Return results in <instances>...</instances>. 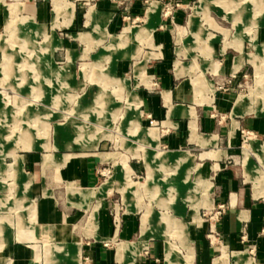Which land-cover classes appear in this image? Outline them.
<instances>
[{"label": "rangeland", "instance_id": "obj_1", "mask_svg": "<svg viewBox=\"0 0 264 264\" xmlns=\"http://www.w3.org/2000/svg\"><path fill=\"white\" fill-rule=\"evenodd\" d=\"M12 1L16 3L7 4ZM19 1L0 2V210L14 212L16 217L14 223L13 215H0V235L10 230L19 219L27 224L31 220L29 209L34 201L30 198L24 199L19 185L20 173H16L17 170L15 173L11 171L14 164L22 161L20 153H45L50 150L83 152L96 148L101 152L112 153L114 157V161L109 160L104 165L106 171L102 176L106 178L105 185L110 188L112 204L106 209V216L112 229L121 228L125 216L131 215L135 227L128 238L135 239L139 232L141 216V239L145 243L141 250H148L149 245H154L157 264H171L167 259L169 254L176 256L179 264H198L193 250V227L201 219H206L209 224L208 218L214 211L210 209L212 184L201 178L208 176L204 175L197 165L192 167L193 171H189L185 182H177L174 172L187 167L191 161L158 162L157 159L166 153L159 150L157 154L155 152L149 157V145L137 147L140 141L136 134L143 143L159 141L156 135L158 133L151 131L154 128L150 126L154 125L142 119V124L150 128L141 127V100L129 89L130 87L134 91L142 84L151 85L144 64L149 57L155 55L144 54L142 50H149L148 46H152V27H135L144 24L141 15L140 19L134 21L131 17H124V23L121 25L128 27L121 33L118 27L114 32L109 31L116 35L109 34L104 29L102 16L94 11L101 7L96 0H41L45 12L50 11L53 18L49 24H44L45 20L34 19L33 21L39 24L36 25L31 18L19 15L24 13L20 11ZM130 1L132 0H110L112 4L117 5L116 12H122L124 16L130 14L126 11V3ZM164 2L163 6L160 3L163 12L171 11L178 4L177 1ZM148 4L149 0H142L141 12L145 11ZM89 6L92 7L88 8ZM73 10V23L69 25L72 20L68 13ZM185 10L193 13L192 20L203 27V30L214 32L217 35L214 37L224 46L232 45L238 50L241 49V42L246 41L244 53L248 62L243 67L244 76L238 86V95L244 96L238 97V103L244 107L250 106L255 112L262 108L256 116L264 119V42L256 41V36L257 39L264 38V0H190L185 4ZM158 11L159 5L151 2L147 15L156 14ZM58 19L63 23L58 24ZM24 21L32 23L31 34H25L20 27L24 25ZM196 37L199 42L200 34L196 33ZM208 38L209 34L201 35L202 40L207 41ZM206 47L209 49L207 44ZM205 51L206 48L204 54ZM52 60L56 63H52ZM199 76L202 79L199 81V87L202 88L204 86L200 82L205 78L203 73ZM128 111L131 113L129 116L126 114ZM125 120L132 129L125 124ZM242 131L239 148L245 160L253 139L260 137L256 141H264V135L250 130L246 140H242ZM241 141H247L246 145ZM261 148L264 153V144H261ZM189 151L194 155L195 151ZM143 155L155 163V171L148 168L147 180ZM48 157L44 156L43 166H47L45 163ZM106 157L110 159L111 155ZM254 161L257 163V160ZM118 162H121L125 176V185L121 191H128L131 201L139 194L141 203L151 208L138 205L136 211L129 210L121 191L117 188L122 183ZM133 164L139 166L134 169ZM168 167L174 172L166 173ZM255 172L256 177L264 179L263 162L260 161V166ZM21 173L25 174L22 165ZM29 182L27 179L21 180L20 184L23 189H28ZM105 185L100 187L102 192L106 190ZM150 186L154 188L148 189ZM150 190L157 191V198L169 205L159 204L160 202L152 197ZM97 197L98 195L86 202L73 221L71 231L77 235L76 242L66 241L70 238L67 225L63 227V241L52 240L53 243L47 247L41 240L34 242L36 244L33 245L32 257L38 256V264H51L52 256L53 264H56L55 258L60 264H85V260L80 259V248L86 238L79 235V231L88 235L93 234L92 230L95 231L100 212ZM93 200L95 202L92 204ZM6 218H10L9 221H6ZM17 232L16 229V234ZM208 233L213 232L207 227V239L212 245H217V232L209 236ZM226 253L229 251L222 250V254L216 257L220 260L213 264H231L228 262L229 257L233 264H236L232 253ZM237 253L245 260L241 264H254L253 259L248 258L244 251ZM248 254L253 256V252Z\"/></svg>", "mask_w": 264, "mask_h": 264}, {"label": "crops", "instance_id": "obj_2", "mask_svg": "<svg viewBox=\"0 0 264 264\" xmlns=\"http://www.w3.org/2000/svg\"><path fill=\"white\" fill-rule=\"evenodd\" d=\"M164 1L166 0L162 2L149 0L148 7L141 12L142 0H132L126 3L128 4L126 11L130 12L127 16L122 15V12H116L118 7L110 0H96L101 7L94 10L102 16L105 31L112 35L116 34L110 32H114L118 27L121 29L119 33L128 27L121 25L124 23V17L127 19L131 17L134 21L140 19L141 15L144 24L135 27H152L150 31L152 46H148L149 50L142 51L144 54L155 55L149 57L144 66L150 82L155 80L157 85L142 84L134 91L130 87L129 89L141 100L139 121L141 127L154 128L151 131L158 133L156 135L159 141L151 144L143 143L136 134L140 141L137 147L143 144L149 145V153L147 152L149 157L155 152L157 154L159 150L166 153L165 156L157 159L158 162L187 163L191 161L187 167L175 172L168 167L166 173L173 171L177 182L179 180L185 182L189 171H193L192 167L197 165H199L198 169H201L203 174L211 179L198 173L201 178L211 182L210 209L218 210L216 213L213 211L209 216V224L206 219H201L193 227V250L198 264L215 263L220 260L216 257L222 254V250L229 251L227 255L232 253L236 264L245 261L241 254L237 253L242 251L248 258L253 259L254 264H264V179L256 177L255 172V169L260 166V161L264 164V153L261 148L264 141L253 139L252 147L249 148V154L245 160L239 148L242 130H255L264 135V119L256 116L262 108L255 112L250 106L244 107L243 104L238 103V97L244 96L238 95V86L244 76L243 67L248 62L244 53L246 41L241 42V49L238 50L232 45L224 46L214 37L217 36L214 32L203 30V27L192 20L193 13L185 10V4L190 0H167L169 3L178 2L167 13L162 10ZM151 2L159 5V11L148 16L147 10ZM15 3V1L7 2V4ZM90 7L92 6L88 8ZM19 8L24 12L19 15L31 18L36 25L39 24L35 23L34 19L45 20L44 24H49L53 18L50 11L45 12L41 0H20ZM73 12L74 10L68 13L72 20L69 25L73 23ZM1 19L2 8L0 7V22ZM57 23L60 24L63 21L58 19ZM20 27L25 34H31V22H25ZM196 33L200 34L199 42H197ZM207 34H209L208 40H202L201 35ZM258 40L264 42V38L257 39L256 36L257 43ZM68 52L67 50L66 56ZM51 62L56 63L54 60ZM200 73H203L205 78L203 82H200L204 86L202 88L199 87V81H202ZM126 114L129 116L131 113L128 111ZM142 119L145 121L153 119L155 124L150 127L144 126ZM125 124L129 125L127 121ZM129 127L132 129V126L129 125ZM189 150L195 151L194 155ZM19 155L22 156V161H19L18 165L14 164L11 171L15 173L17 170L16 173H20L19 185L25 196L24 199H33L34 204H30L29 224L18 218L16 224L13 226L10 224L12 226L10 230L0 235V240H2L0 264H38V256L32 257L33 245L36 244L34 242L41 240L47 247L53 243L52 240L63 241L65 225L70 232V238L68 237L66 241L76 242L77 235L71 231L73 221L78 217L79 209H83L85 203L96 198L97 195L100 212L96 229L92 230V235L82 234L79 231V235L86 238L80 248V259L83 254H89L93 264H157L154 245H149L148 250H141L142 246H145L144 240L141 239V216H139V232L135 239L128 238L135 227L131 215L125 216L119 229H112L106 216V209L112 204V200L109 196L110 188L105 185L106 178L102 176L106 171L104 165L109 160L114 161L112 153L101 152L95 148L83 152L50 150L45 153L32 152ZM46 155L49 156L45 163L47 166H43ZM107 155H111V158L108 159ZM180 156L186 158L184 162L179 161ZM149 157L144 156L146 180L148 179V168L155 171V163L149 160ZM195 159L199 160V163ZM117 164L122 175V183L117 188L121 191L125 185V176L121 162ZM21 165L25 174L21 173ZM138 166V164H133L134 169ZM128 168L131 172V168L129 166ZM26 179L30 180L29 186L28 189H23L20 183L21 180ZM102 185L106 186L103 192L100 188ZM153 188L154 186H150L148 189ZM127 192L121 191L129 210L136 211L138 205L143 208L148 207L141 203L139 194L136 196L132 193L135 199L131 201ZM150 192L152 197L160 202L159 204L169 205L157 198V191L150 190ZM95 200L91 203L93 204ZM138 210L142 215L141 210ZM1 211L3 213L0 215H13L12 220L16 222L14 212ZM21 214L24 216V211ZM7 219L6 221H9L10 218ZM207 227L217 232L219 238L217 245H212L207 239L205 234ZM112 242H114L113 245ZM240 247L241 249H233ZM217 251L219 252L215 255ZM249 252H253V256L249 255ZM168 256L167 259L171 264H179L176 256L173 257L171 254ZM51 258V264H53V256ZM190 258L189 256V260ZM55 259L56 264H60L57 258ZM228 262L233 264L230 257ZM85 264H89L88 261H85Z\"/></svg>", "mask_w": 264, "mask_h": 264}, {"label": "built area", "instance_id": "obj_3", "mask_svg": "<svg viewBox=\"0 0 264 264\" xmlns=\"http://www.w3.org/2000/svg\"><path fill=\"white\" fill-rule=\"evenodd\" d=\"M169 11H170V10H167L165 13H167V12H169ZM151 85H152V86H156V85H157V82H156L155 80H152V81H151ZM148 122H149L150 125H154V124H155V121H153V119H149ZM249 133H250V130H247V129L244 130V131H242V135L244 136V138H242V140H246V138L248 137V134H249ZM244 142H247V141H241V143H244ZM214 212L216 213V212H218V210H215ZM209 231L214 233V231H213V229H212L211 227H209ZM213 233H208L207 235H208V236H209V235H213ZM82 258H83L85 261H88L89 264H93V262H92V258H91V256H90L89 254H83V255H82Z\"/></svg>", "mask_w": 264, "mask_h": 264}, {"label": "bare ground", "instance_id": "obj_4", "mask_svg": "<svg viewBox=\"0 0 264 264\" xmlns=\"http://www.w3.org/2000/svg\"><path fill=\"white\" fill-rule=\"evenodd\" d=\"M243 145H246V143L244 142ZM181 157V156H180ZM179 157V159H181L182 161L185 160V158L182 156L181 158ZM19 162H17L16 164L18 165ZM119 256V259H120V254L118 255Z\"/></svg>", "mask_w": 264, "mask_h": 264}]
</instances>
